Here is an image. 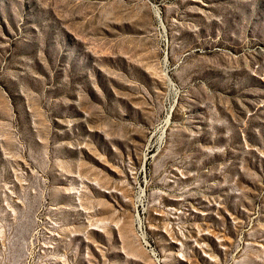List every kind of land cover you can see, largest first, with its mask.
<instances>
[{
    "label": "rangeland",
    "instance_id": "1",
    "mask_svg": "<svg viewBox=\"0 0 264 264\" xmlns=\"http://www.w3.org/2000/svg\"><path fill=\"white\" fill-rule=\"evenodd\" d=\"M0 264H264V0H0Z\"/></svg>",
    "mask_w": 264,
    "mask_h": 264
}]
</instances>
